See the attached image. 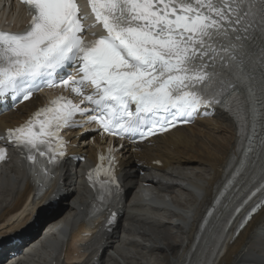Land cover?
Instances as JSON below:
<instances>
[{
	"label": "snow or ice",
	"instance_id": "snow-or-ice-1",
	"mask_svg": "<svg viewBox=\"0 0 264 264\" xmlns=\"http://www.w3.org/2000/svg\"><path fill=\"white\" fill-rule=\"evenodd\" d=\"M22 2L30 9L27 27L0 30V94L11 92L15 103L21 96L29 100L41 87H59L76 98L57 96L6 130V139L19 146L41 189L53 175L51 166L66 155L62 129L82 126L77 115L96 125L86 132L133 140L191 123L197 114L211 115L208 109L216 106L233 111V105L240 110L250 104L256 115L259 105L264 116V50L257 80L248 44L253 29L264 33V0H88L103 29L91 39L84 38L77 0ZM248 139L245 158L239 159L216 203L255 163L248 156L252 136ZM5 156L0 147V160ZM107 159V167L98 164L88 173L93 187L99 184L103 190L101 200L119 188L114 157ZM258 171L264 173V162ZM256 191L264 196V183Z\"/></svg>",
	"mask_w": 264,
	"mask_h": 264
},
{
	"label": "bare ground",
	"instance_id": "bare-ground-1",
	"mask_svg": "<svg viewBox=\"0 0 264 264\" xmlns=\"http://www.w3.org/2000/svg\"><path fill=\"white\" fill-rule=\"evenodd\" d=\"M2 15L0 12V17ZM5 20L11 21L9 15ZM41 104L42 97L36 96L16 111L0 117V133L22 121ZM89 135L80 131L68 135L71 143H77L72 152L84 155L85 162L77 165L64 163L58 169L59 177L52 188L59 197L54 209L49 207L48 195L38 199L34 205L30 203L33 188L15 154L8 162L0 164V258H7L9 254L6 253L9 247L5 242L11 241V236H17V231L30 229L35 219H51L46 223L45 233L54 232L38 241H27L21 246L28 252L25 256L13 258L16 256L12 254V259L5 262L264 264V207L251 217L235 238L229 235L214 239L217 221L246 187L245 181L240 182L239 188L217 208L212 226L200 232L198 229L204 212L233 170L228 171L231 162L241 151L238 127L230 117L219 112L193 126L175 128L154 137L150 145L124 144L115 152L119 156L117 174L122 191L111 200V205L122 212L121 230L119 223L110 235L98 229L90 239H83L82 231L89 229L87 222L81 219L91 192L82 185L81 171L94 163L96 148L88 141ZM94 140L97 145L103 143L97 135H94ZM139 170L143 171L142 175L138 174ZM72 172L75 175L71 183L73 193L61 196L59 188L67 189L70 185H59V180ZM141 183L148 186L142 187ZM153 189L157 193L153 194ZM60 211L62 213L58 215Z\"/></svg>",
	"mask_w": 264,
	"mask_h": 264
},
{
	"label": "rangeland",
	"instance_id": "rangeland-1",
	"mask_svg": "<svg viewBox=\"0 0 264 264\" xmlns=\"http://www.w3.org/2000/svg\"><path fill=\"white\" fill-rule=\"evenodd\" d=\"M211 131H212V129H211ZM212 133H215V132H212ZM215 135H217V133H216ZM59 214H60V212L58 213V215H59ZM119 229L121 230V228H119ZM119 229H118V230H119Z\"/></svg>",
	"mask_w": 264,
	"mask_h": 264
}]
</instances>
